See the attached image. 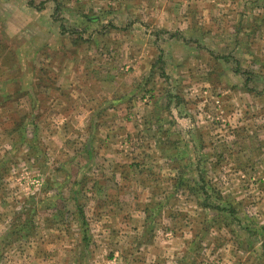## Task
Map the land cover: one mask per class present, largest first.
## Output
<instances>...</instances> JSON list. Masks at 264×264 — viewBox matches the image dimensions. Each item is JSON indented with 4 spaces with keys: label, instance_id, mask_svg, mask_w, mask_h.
Wrapping results in <instances>:
<instances>
[{
    "label": "rangeland",
    "instance_id": "obj_1",
    "mask_svg": "<svg viewBox=\"0 0 264 264\" xmlns=\"http://www.w3.org/2000/svg\"><path fill=\"white\" fill-rule=\"evenodd\" d=\"M0 82V94L29 92L14 109L39 116L25 128L40 150L35 159L25 145L4 154L14 148L4 137L14 113L0 107V156L15 162L0 185V264L187 263L194 236L206 234L202 249H224L252 218L263 221L264 0H0ZM88 135L94 146L118 137L117 154L146 172L81 201L94 215L87 245L69 184L87 161ZM185 172L192 187L204 174L233 203L231 227L213 226L202 197L175 188ZM47 183L64 186L45 193ZM33 198L35 234L12 237ZM149 199L164 203L151 223L140 218ZM106 211L115 221H99Z\"/></svg>",
    "mask_w": 264,
    "mask_h": 264
},
{
    "label": "crops",
    "instance_id": "obj_2",
    "mask_svg": "<svg viewBox=\"0 0 264 264\" xmlns=\"http://www.w3.org/2000/svg\"><path fill=\"white\" fill-rule=\"evenodd\" d=\"M107 122L110 123V121H107ZM112 124L114 125L115 128L119 127L120 131H121V128L127 127V123L126 125H122V124H115V122H112ZM93 126H95V123L91 127ZM123 131L125 132V130ZM93 139L94 137H90L88 135V140H86L85 142L86 144L84 143L85 144L84 152L87 156L86 158L87 161L82 164H77L78 172L75 175V182L69 184L71 187V191H72V199L75 201L76 207H78L79 213H80V210L83 212V214L81 215H79L78 213L79 218H77L76 214L73 215V218H75V220L77 219L76 222H79V224L81 221H85V224L87 223V228H89V219L87 217H94V215L84 213L85 207L83 206V203L81 204V201H89L91 205V202H93V200H96L99 194H106L107 191L112 190V188L110 187H115L116 191H122L123 189H126L125 184L127 183L126 181L128 180V178L132 180L133 177H135V175L143 174L146 172V169H145L146 166L142 168L139 165V163L129 164L128 162L125 161L127 160V158L123 159L121 155L117 154L118 150L116 149L117 146L115 145L114 142L118 141V137L115 136L113 138V136H106L105 138H101V139H104L103 141L106 142V144H103L102 146H100V144H97L94 146ZM88 141H92V144L88 145ZM123 143L127 144L124 140H123ZM99 155L104 156V159L100 161L101 164L98 165L94 161L93 166H90V165L87 166L88 163L90 164L93 163L92 161L94 160V158ZM133 158L134 156L133 157L131 156V160H133ZM123 161L125 162L122 163ZM98 167L100 170L98 169ZM246 171L247 170H245V172ZM240 172L242 171L240 170ZM102 179H110L113 185L112 186H107L105 184L99 185V182L102 181ZM105 182L107 183L108 181L106 180ZM135 182L136 181H132L130 184L133 185L135 184ZM62 186L64 185H59L60 189L62 188ZM139 186L143 187L141 184ZM144 187H147L152 190H155L157 188L155 184H147ZM134 189H138V188H136L135 186ZM106 196L107 195H104L102 198H106V199L112 198V196H109V195L107 197ZM162 201L163 200L149 199L148 203L150 202L151 204H154L152 206H157L158 204L164 205ZM110 214L111 212L109 211L102 213L98 218L99 221H104L106 218H109L110 221H115L116 218L114 217V215L110 217ZM142 215H143V222H146L148 215L146 214L145 211L142 212L140 218L142 217ZM257 220L258 219L252 218V223L248 225L247 228H249V230L254 231V232L257 231L256 229H261L264 232V219L262 222H258ZM80 228H81V232L84 233L83 228L82 227ZM206 230L207 229H203L202 232H206ZM249 230L248 231L245 230L246 235L243 236L240 234L238 237H236V240L231 242V246H227L224 249H214V250H210V248L201 249L199 253L196 254L197 261H198L196 264H263L264 262V237H260V235L252 236ZM205 235L206 234H204L200 238L201 242L205 239L204 238ZM245 236H247V238H244ZM194 237L195 238L197 237V240L199 239L198 236H194ZM193 241L194 240H191L187 244ZM35 250L38 251L36 252V254L39 257L44 253L42 249L38 250L37 246H35ZM47 251H51V250H47ZM131 254L133 255L134 252H131ZM138 255H140L139 250H138ZM174 258H177V257H174ZM45 259L47 258L44 257L43 262H45ZM32 260H33V257L31 258L30 261ZM48 260L50 262L52 261L50 259ZM111 263L113 264V262ZM137 263H140V262H137ZM137 263L131 262L130 264H137ZM162 263H163L162 261H159L157 264H162ZM45 264H48V263H45ZM114 264H121V263H114ZM126 264H129V262ZM141 264H145V263H141ZM153 264H156V263L153 262ZM166 264H182V262L173 263L171 260H168L166 261Z\"/></svg>",
    "mask_w": 264,
    "mask_h": 264
},
{
    "label": "trees",
    "instance_id": "obj_3",
    "mask_svg": "<svg viewBox=\"0 0 264 264\" xmlns=\"http://www.w3.org/2000/svg\"><path fill=\"white\" fill-rule=\"evenodd\" d=\"M94 19L96 18H90L89 22L95 23L96 21ZM250 81L251 80L248 79V82ZM0 84H2V82H0ZM19 96L22 98H25L26 96L29 97L30 94L27 91H25L22 94V90L15 91L13 93L4 92L3 94H0V107L5 108L7 105H9L13 109L12 113H14L10 121L11 127L9 129H6V131L4 132L5 139L10 140L12 142V147L14 148L10 152L5 151L4 154L9 155V156L12 155L11 158L13 159L19 152L22 151V148L25 145L28 147L27 152L29 153L28 155L30 156V159H35L36 153H34V149L40 151L38 148L39 145H37L38 143L37 134L35 133L32 134V138H30L29 133L26 131L25 126L31 124V126L36 127V125H38L37 119L39 118V116H36L34 112L32 111V109H30L29 107H28V110L24 112L14 109V105L16 104ZM12 159L7 161L6 156L4 157L0 156V185L3 184L6 175L9 173L8 165L13 166L15 164V162ZM177 161L183 163V157H179ZM182 165H183L182 167H186L188 170V168L192 167L193 163H189V164L186 163V165H184L183 163ZM189 173L190 172H185L184 174L179 173L180 177L176 179L177 181H176L175 188L177 189L181 188L183 191H187V192L189 191L192 194L198 196L199 198L202 197L203 202L199 204V206L205 211H207L208 213H213L211 214V219H210L211 221H213L212 222L213 226H218V225L221 227L224 226V228L226 229L231 227L230 226L232 225L231 219L234 220L236 217V210H235L236 207H234L233 203H230L227 200H225L223 194L216 191L211 186L207 185L205 183L204 174H199L200 184L195 182V187H192L190 184L191 180L188 179ZM196 187H199L198 190L195 189ZM54 188H56L57 190H60L59 186H55V185L51 186V184L47 183L46 189H44L45 193H49L50 190H53ZM54 200L55 199L53 198L46 199L47 203L51 204L52 207L54 204ZM211 200H214V203H211ZM30 201L32 202L31 208H29L28 210L24 209L22 213L18 214V218L15 220V223L12 225L15 229L14 232L11 234L12 237H15L18 235L19 239L21 238L29 239L35 234V225H36L35 219L39 212L38 207H39L40 202H38V200L34 198ZM163 207L164 205L162 204H158L157 206H147L146 214L148 215V217H147L146 222H150V223L153 222L151 221L150 214H152V217L158 216V214L161 212V209H163ZM81 214H83V212L80 210V215ZM224 214H228L227 217H224ZM153 227H154V223L151 225V229H153ZM82 228L84 230L83 241L84 243H87L88 245L89 233H88L87 224L83 222ZM242 229H245L247 231L249 230L247 226ZM249 231L252 236L260 235V237H264V232L261 229L255 232L251 230ZM21 233H25L24 236H21ZM4 243H6V241L0 242V246ZM188 245L190 247V250L186 252V254L184 255L185 260L186 261L188 260V262L186 263L183 260L182 264H196L198 262L196 254L199 253V251L202 249L201 242L200 241L198 242L197 237H196V240L189 243Z\"/></svg>",
    "mask_w": 264,
    "mask_h": 264
}]
</instances>
